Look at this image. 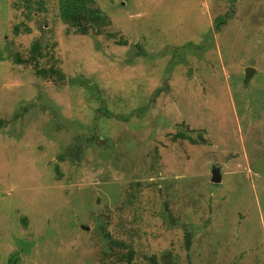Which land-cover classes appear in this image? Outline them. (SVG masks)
Instances as JSON below:
<instances>
[{"label":"rangeland","instance_id":"obj_1","mask_svg":"<svg viewBox=\"0 0 264 264\" xmlns=\"http://www.w3.org/2000/svg\"><path fill=\"white\" fill-rule=\"evenodd\" d=\"M82 1L0 0V264H264V0Z\"/></svg>","mask_w":264,"mask_h":264},{"label":"trees","instance_id":"obj_2","mask_svg":"<svg viewBox=\"0 0 264 264\" xmlns=\"http://www.w3.org/2000/svg\"><path fill=\"white\" fill-rule=\"evenodd\" d=\"M60 4V17L64 22H71L73 20H86L88 26L101 27L105 23H107L106 17L97 10H88L86 6V2L82 0H59ZM80 34H85L86 29H79ZM36 51V47L33 49ZM19 61V60H18ZM38 74L44 75L45 72H40ZM174 138H179L182 140H187L191 144H205L206 141L202 136H198V138H193L192 136L185 133H177L174 135ZM190 245V240L187 239V247Z\"/></svg>","mask_w":264,"mask_h":264},{"label":"water","instance_id":"obj_3","mask_svg":"<svg viewBox=\"0 0 264 264\" xmlns=\"http://www.w3.org/2000/svg\"><path fill=\"white\" fill-rule=\"evenodd\" d=\"M253 74H254L253 69H246L244 84H246L248 82V80L252 77ZM220 181H221V179H220L219 169L213 168L212 172H211V182L214 184H218V183H220ZM86 229H88V228H86Z\"/></svg>","mask_w":264,"mask_h":264}]
</instances>
